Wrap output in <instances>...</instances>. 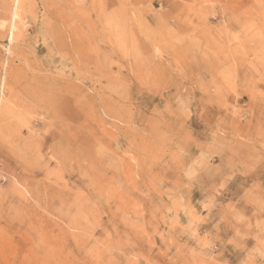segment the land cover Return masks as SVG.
Returning a JSON list of instances; mask_svg holds the SVG:
<instances>
[{
    "label": "rangeland",
    "instance_id": "rangeland-1",
    "mask_svg": "<svg viewBox=\"0 0 264 264\" xmlns=\"http://www.w3.org/2000/svg\"><path fill=\"white\" fill-rule=\"evenodd\" d=\"M0 264H264V0H0Z\"/></svg>",
    "mask_w": 264,
    "mask_h": 264
}]
</instances>
